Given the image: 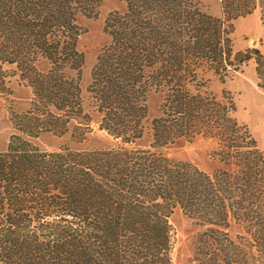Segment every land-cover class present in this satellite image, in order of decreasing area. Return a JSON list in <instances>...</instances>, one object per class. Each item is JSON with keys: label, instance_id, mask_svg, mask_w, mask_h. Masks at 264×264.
I'll return each mask as SVG.
<instances>
[{"label": "trees", "instance_id": "16d2710c", "mask_svg": "<svg viewBox=\"0 0 264 264\" xmlns=\"http://www.w3.org/2000/svg\"><path fill=\"white\" fill-rule=\"evenodd\" d=\"M123 3L103 21L108 40L89 72L90 113L75 80L82 63L76 16L95 14L98 0H0V62L15 64L36 104L14 115L0 151V264H173L176 207L204 227L198 264H264L262 152L231 115L229 92L218 99L201 83L206 71L223 80L254 54L264 86L261 54L233 51L225 24L257 8L264 34V0H218L219 17L197 0ZM36 56L46 71L34 67ZM149 93L159 96L158 114L138 145ZM71 121L75 141L95 124L114 143L52 151L32 143L43 132L65 134ZM196 138L219 163L210 172L163 152ZM232 224L240 240L228 235Z\"/></svg>", "mask_w": 264, "mask_h": 264}, {"label": "rangeland", "instance_id": "374dc122", "mask_svg": "<svg viewBox=\"0 0 264 264\" xmlns=\"http://www.w3.org/2000/svg\"><path fill=\"white\" fill-rule=\"evenodd\" d=\"M197 3L202 11L215 17L220 16L218 0H197ZM123 4V0H98L95 14L76 16L78 35L75 47L82 55V63L75 80L84 112L92 113L90 111L91 99L87 92L89 72L98 50L108 40L107 34L103 31L104 18L113 10L120 11ZM225 24L228 27L230 25L228 36L233 51L244 52L248 48H256L264 60V34L257 8L243 16L225 21ZM53 35L47 37L48 40L55 39ZM250 55V58L235 64L236 69L229 70L223 80L218 75L206 71L201 83L204 91L218 99L223 98V90L229 92L234 106L231 115L247 126L264 159V86H262V78L256 72L258 70H256L255 55ZM33 63L39 71H46L49 68L48 62L40 56H36ZM64 74L75 78V71L72 69L64 68ZM32 99V88L18 77L15 64L0 62V151L5 149L7 138L14 131V115L22 114L31 108L36 109V104L32 105ZM158 101L159 96L156 93H149L146 97L147 112L142 120L144 133L137 141L138 145L146 144L149 139V122L153 116L158 114ZM67 125L69 126L68 131L61 136L43 132L31 141L46 151L57 150L62 146L79 150L102 149L114 143L103 131L97 130L95 124L90 125V131L86 132L80 141H75L71 137V135L76 136L75 121ZM70 131H73V134L70 135ZM209 149L208 142L200 138L180 139L169 145L163 152L168 158L187 162L202 171L210 172L217 168L219 163L209 155ZM35 222L33 218L30 224ZM170 223L174 229L170 252L172 263L198 264L197 259L204 251L199 242V234L204 227L194 223L178 207L174 208L170 215ZM240 229L239 225L232 224L227 228L228 235L240 240L238 239L242 235ZM229 264L246 263L235 261Z\"/></svg>", "mask_w": 264, "mask_h": 264}]
</instances>
